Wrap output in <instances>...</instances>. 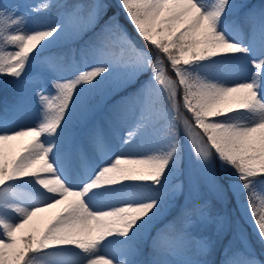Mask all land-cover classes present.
I'll use <instances>...</instances> for the list:
<instances>
[{"label":"snow or ice","instance_id":"6c2138e0","mask_svg":"<svg viewBox=\"0 0 264 264\" xmlns=\"http://www.w3.org/2000/svg\"><path fill=\"white\" fill-rule=\"evenodd\" d=\"M0 77V264H264V0L0 4Z\"/></svg>","mask_w":264,"mask_h":264},{"label":"rangeland","instance_id":"374dc122","mask_svg":"<svg viewBox=\"0 0 264 264\" xmlns=\"http://www.w3.org/2000/svg\"><path fill=\"white\" fill-rule=\"evenodd\" d=\"M33 2H34V0H0V4H19V5H24L26 3H33ZM113 2H114V0H113ZM251 2L255 3V4H259L260 0H251ZM19 11L20 12H24L25 8L24 7H20ZM112 11H115V9H112ZM109 14H111V13H109ZM52 16H53V18L55 17V10H53ZM120 20H121V23L124 24L125 27H127L129 33H131V35L133 37H135L137 39V41L139 42V38L136 37V34L133 31L132 26L130 24H128V22L124 19L123 13H121ZM32 26H33V24L30 21L29 22V27H32ZM53 50H55V49H53ZM0 79H4L5 84L10 86L12 89H14L13 85L7 82V81H11L12 80L11 77H0ZM9 90H10V88L7 91H9ZM29 95H30V103H31V106H32V113L31 114L34 117L36 115V100H35L34 96H32L31 94H29ZM103 115H104L103 113H98L97 116L95 117V119L96 120H101V122H103ZM28 122H30V121H28ZM216 209L222 215L228 216V217H230L232 219H235L237 217V215H238L237 208H236V206H235V204L233 202H229V203H227L225 205L218 204V205H216ZM53 214L54 213L45 214L46 219L50 218L51 215H53ZM213 231H214V229H212V228L209 229V233H211ZM226 238L223 241L224 243H227V242H225ZM221 251H222V249L220 247H217V249L213 252V254L209 256V259L213 260V261H219V259L221 258Z\"/></svg>","mask_w":264,"mask_h":264},{"label":"trees","instance_id":"16d2710c","mask_svg":"<svg viewBox=\"0 0 264 264\" xmlns=\"http://www.w3.org/2000/svg\"><path fill=\"white\" fill-rule=\"evenodd\" d=\"M111 13V12H110ZM60 49H55L57 51ZM10 88L9 91H7ZM17 98V94L14 89L6 85L4 79H0V112H2L5 107L11 106Z\"/></svg>","mask_w":264,"mask_h":264}]
</instances>
